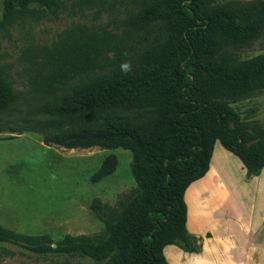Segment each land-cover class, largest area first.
Listing matches in <instances>:
<instances>
[{
	"label": "trees",
	"instance_id": "obj_1",
	"mask_svg": "<svg viewBox=\"0 0 264 264\" xmlns=\"http://www.w3.org/2000/svg\"><path fill=\"white\" fill-rule=\"evenodd\" d=\"M85 1L92 2L72 3ZM67 3L4 0L0 33L27 20L58 16ZM263 34L264 0L217 5L151 0L127 14L124 38L86 34L42 61L48 70L31 91L37 103L27 101L32 112L18 129L7 127L5 118L21 92L0 64V133L36 131L46 145L68 149H129L137 183L115 206L92 199L91 208L104 223L97 233L66 234L56 241L0 222V251L11 255L6 246L14 245L103 264H170L164 248L171 244L198 251L187 228L185 194L209 171L216 142L240 158L248 176L264 168V131L253 130L229 104L264 89V54L245 60L232 56ZM125 39L141 47L127 55ZM118 163L110 153L91 180L113 174Z\"/></svg>",
	"mask_w": 264,
	"mask_h": 264
},
{
	"label": "rangeland",
	"instance_id": "obj_2",
	"mask_svg": "<svg viewBox=\"0 0 264 264\" xmlns=\"http://www.w3.org/2000/svg\"><path fill=\"white\" fill-rule=\"evenodd\" d=\"M151 0H92L74 6L67 0V10L51 18L27 20L0 33V64L5 65L11 82L21 92V101L5 118L7 127L19 128L23 117L32 112L27 104L34 86L42 82L48 67L42 61L57 55L75 38L91 33H113L124 38V19ZM212 4L245 3L253 0H210ZM4 0H0V19ZM132 39H125L122 48L130 55L139 49ZM113 51L102 57L106 61ZM264 54V34L250 45L232 52L238 60ZM36 78V80H35ZM43 83V82H42ZM232 107L253 130L264 131V89L251 97L230 99ZM8 129V128H7ZM19 131V130H17ZM110 153L117 155L116 171L99 182L91 176ZM218 170L231 176L225 189L238 190V156L217 143ZM133 153L122 147L106 149H68L46 145L36 131L21 134L0 133V222L15 231L27 234H50L54 240L66 234H94L104 229L103 221L91 208L96 196L115 206L124 195L135 189L132 172ZM242 189H249L246 184ZM8 255L0 251V264H103L89 257L36 254L25 248L8 245Z\"/></svg>",
	"mask_w": 264,
	"mask_h": 264
},
{
	"label": "crops",
	"instance_id": "obj_3",
	"mask_svg": "<svg viewBox=\"0 0 264 264\" xmlns=\"http://www.w3.org/2000/svg\"><path fill=\"white\" fill-rule=\"evenodd\" d=\"M217 143L209 171L185 194L187 228L200 249L167 245L170 264H264V168L248 176L238 157V190L225 189L231 176L218 170Z\"/></svg>",
	"mask_w": 264,
	"mask_h": 264
}]
</instances>
